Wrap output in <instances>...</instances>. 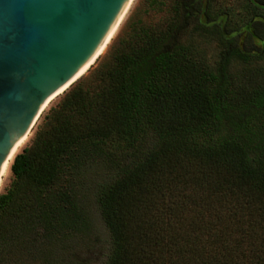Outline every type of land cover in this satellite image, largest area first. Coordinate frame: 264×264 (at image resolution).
Here are the masks:
<instances>
[{"label": "trees", "instance_id": "trees-1", "mask_svg": "<svg viewBox=\"0 0 264 264\" xmlns=\"http://www.w3.org/2000/svg\"><path fill=\"white\" fill-rule=\"evenodd\" d=\"M214 1L146 0L162 17L130 19L50 110L0 195V264L69 262L92 196L106 264H264V0L238 28ZM192 32L218 39L214 65Z\"/></svg>", "mask_w": 264, "mask_h": 264}, {"label": "water", "instance_id": "water-1", "mask_svg": "<svg viewBox=\"0 0 264 264\" xmlns=\"http://www.w3.org/2000/svg\"><path fill=\"white\" fill-rule=\"evenodd\" d=\"M141 2L0 0V188L50 100Z\"/></svg>", "mask_w": 264, "mask_h": 264}, {"label": "rangeland", "instance_id": "rangeland-1", "mask_svg": "<svg viewBox=\"0 0 264 264\" xmlns=\"http://www.w3.org/2000/svg\"><path fill=\"white\" fill-rule=\"evenodd\" d=\"M226 9L227 12L229 10L234 9L232 16H231V27L238 28L241 26L242 21L245 20L247 16V9L246 3L244 0H215L214 1V13L220 12ZM147 2L146 0H142V2L130 13V15L122 22L120 28L117 30L114 38L112 39L111 43L105 50V52L100 56V58L93 64V66L87 71V73L75 84L79 83L80 81L84 80H94L96 77V73L105 65L110 62V52L111 48L114 43H118L122 38H125L126 34V25L129 23L130 19L143 18V19H152V20H159L162 17V13L155 14L154 12L147 14ZM136 18V19H137ZM224 18V17H223ZM220 22H224L225 20L221 19ZM126 29L124 30V28ZM188 42L195 44L196 46L200 47L202 50L205 51L209 62L214 65L217 60L219 53L222 49L220 42L215 37L206 36L200 34L198 32H192L188 38ZM255 64H263V63H254ZM244 65L239 63H235L232 67V70H238L243 68ZM71 89V88H70ZM68 89L65 93L60 95L57 99H55L48 107L46 108L45 112L37 122L36 126L33 128L31 133L29 134V140L27 141L26 145L20 151L23 152L24 149L30 147L32 142L35 138V135L39 129V126H42L45 117L49 114L52 108H56L57 105L61 102L65 94L70 90ZM19 153V154H20ZM96 172L95 175L91 177L89 176L90 182L95 184L101 182L103 180L101 174ZM13 174L12 171L10 174L5 178L0 195L4 194L7 189L10 188L13 182ZM89 210L92 213L93 218V225L94 230L93 232L87 236L86 238L81 239L78 241L74 247V251L70 254V261L66 262V264H106L108 257L111 251V237L110 233L105 226L101 214L97 205L95 204L94 197L92 196L89 201ZM68 254V255H69Z\"/></svg>", "mask_w": 264, "mask_h": 264}, {"label": "bare ground", "instance_id": "bare-ground-1", "mask_svg": "<svg viewBox=\"0 0 264 264\" xmlns=\"http://www.w3.org/2000/svg\"><path fill=\"white\" fill-rule=\"evenodd\" d=\"M122 24V23H121ZM121 24L118 26V28L110 35V38L108 39V41L106 42V44L103 46V48H102V50L100 51V53L99 54H103L104 52H105V50L107 49V47L109 46V44L111 43V41H112V39L114 38V36H115V34H116V32H117V30L120 28V26H121ZM100 55V56H101ZM95 63V58L82 70V72L76 77V79L75 80H77L78 78H80L81 76H84L86 73H87V71L93 66V64ZM74 80V81H75ZM73 81V82H74ZM69 85L70 84H68L64 89H62L59 93H58V95H56V97H53L51 100H50V102L48 103V105H50L55 99H57L60 95H62L63 93H65V90H67L68 88H69ZM48 107V106H47ZM46 107V108H47ZM46 110V109H45ZM29 138V135L28 136H26L25 137V139H24V141H23V143H22V145H21V147H20V149H19V151H18V153H17V155L20 153V151L23 149V147L26 145V143H27V141L29 140L28 139ZM16 155V156H17ZM16 158V157H15ZM15 160V159H14ZM13 163H14V161H13ZM13 163H12V165H13ZM12 165H11V167H10V169H9V171H8V174H7V176L10 174V172L12 171L11 170V168H12ZM6 176V177H7ZM2 187V186H1ZM0 191H1V188H0Z\"/></svg>", "mask_w": 264, "mask_h": 264}]
</instances>
